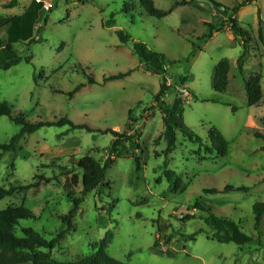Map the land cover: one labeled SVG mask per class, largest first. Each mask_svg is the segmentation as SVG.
Masks as SVG:
<instances>
[{
  "label": "rangeland",
  "instance_id": "374dc122",
  "mask_svg": "<svg viewBox=\"0 0 264 264\" xmlns=\"http://www.w3.org/2000/svg\"><path fill=\"white\" fill-rule=\"evenodd\" d=\"M15 1L12 6V0H0V19L20 15L32 0ZM153 1L156 9L169 13L160 19L149 17L139 0H53V8L41 12L34 31L42 42L13 44L18 56H30L31 61L0 70V103L11 106V116L21 113L30 123L67 118L93 131L44 126L21 139L15 152L0 151V188L28 185L37 175L50 179L38 189L0 200V211L23 204L35 218L21 221L22 227L33 228L46 239L63 231L60 217L72 208L67 193L80 198V182H70L73 173L79 181L77 161L90 156L103 163L113 137L97 131L125 133L130 123L144 165L137 170L133 158L117 159L107 170L103 186L83 198L73 230L44 253L56 261L75 262L96 254V245L111 231L106 254L123 264H264V214L259 232L253 214L254 205H264V139L255 137L264 135V105L249 107L244 90L249 77L259 74L264 100V41L259 37L260 29L264 38V0L241 7L236 16L238 25L252 37L242 73L237 69L241 43L229 27L199 39L208 34L207 25L227 19L223 7L230 9L245 0H214L222 8L208 0ZM112 18L114 25L108 26ZM5 29L0 26V40L5 39ZM118 31L129 35L125 45L120 44ZM134 42L164 55L165 75L140 64L132 52ZM223 58L230 64L229 85L218 95L213 90V72ZM128 71L123 79L104 82ZM183 77L187 80L181 84ZM89 78L93 84H88ZM164 79L169 90L164 101L174 110L183 105L176 142L167 158L164 151L170 136L153 101ZM78 84L85 86L69 97ZM181 89L190 94L188 104L180 97ZM213 98L228 105L203 101ZM129 110L133 111L130 120ZM210 127L225 138V157L197 156L198 145L181 132L206 138ZM19 130L9 117H0V144L8 143ZM166 169L176 171L183 192L168 190ZM225 185L249 190L204 193L205 189L221 191ZM198 197L211 214L239 223L253 243L238 246L213 240V232L200 217L206 213L195 211V219H186L183 215Z\"/></svg>",
  "mask_w": 264,
  "mask_h": 264
},
{
  "label": "trees",
  "instance_id": "16d2710c",
  "mask_svg": "<svg viewBox=\"0 0 264 264\" xmlns=\"http://www.w3.org/2000/svg\"><path fill=\"white\" fill-rule=\"evenodd\" d=\"M215 7H221L214 0H208ZM257 0H245L241 4L236 5L233 8L227 9L223 7V12L227 16V19L221 21L216 25L209 24V32L207 35L201 37V41L209 39L214 33L223 31L226 27H229V31L233 36L239 37L242 54L237 60V69L240 73L243 71L245 57L247 55V45L251 41L252 37L246 31L238 25L236 20L237 13L241 7L247 6ZM185 2L182 1L181 4ZM176 4H178L176 2ZM16 5V1L12 0V6ZM140 8L152 18L160 19L165 17L169 12H164L156 9L153 0H139ZM42 5L32 0L24 11L17 16L11 18L0 19V26L5 27V39L0 40V70H8L9 68L20 64L21 62L30 63L31 57L25 56L20 57L12 47L13 44H27V46L33 44H39L42 39L38 36H34L36 25L39 22L40 15L42 12ZM51 11V10H50ZM46 19H44V24ZM108 26L114 25L113 18L107 22ZM117 36L121 45H125L129 41V35L124 31H118ZM259 37H262L261 30L259 29ZM132 52L140 61V64L147 70L157 72L161 75L166 74V60L163 54L149 50L146 45L142 42H134L132 46ZM229 61L225 58L219 60L214 68L213 76V90L216 94H223L229 85ZM131 71L123 74L112 75L104 79V82L123 79L128 76ZM187 80L186 77L180 79L181 84ZM261 77L259 74H254L244 84L245 95L247 99V105L249 107H257L261 104L264 105V100L260 86ZM94 80L89 78L88 84H93ZM85 84H78L73 91L68 93L69 97H72L75 93L80 91ZM169 92L165 86V79L160 83L159 91L154 95L153 101L159 108L160 113L164 116L163 121L167 124V133L170 136V141L167 148L164 151V155L167 158V154L172 150L176 142V130L179 129L177 121L182 118L183 105L178 104V107L174 110L168 105L164 98ZM211 103H221L228 105L226 102H221L217 98L203 100ZM180 102V100H179ZM232 111H235L232 108ZM132 110L128 111V120L132 117ZM9 117L10 121L20 126L19 132L14 135L8 143L0 144L1 152H15L16 148L21 139L28 136L41 127L44 126H64L69 125L71 129H84L88 132L93 130L84 125H74L69 119H60L54 123H30L23 114L19 113L16 116H11V106L6 102L0 103V117ZM169 120V121H168ZM264 124V115L261 119ZM125 133H119L113 130L97 131L102 134H111L113 137L112 143L107 148V157L103 163L96 162L90 156L81 157L75 168L80 172V178L78 181V175L72 174L70 182L74 185L80 182L81 192L80 198H72L71 193H67L68 198L72 203V208L67 215L61 216L60 220L65 225V229L51 239H46L42 234L30 227H22L21 221L34 219L32 212L27 209L23 204L12 205L4 210L0 211V264H123L113 258H110L106 254L108 245L112 242L113 235L111 231H107L104 238L96 245L98 248L96 254L85 256L75 262H61L51 259L44 251L53 250L59 241L68 233L73 230V219L75 214L79 211V207L83 201V198L91 191L96 188L102 187L105 183V175L107 170L115 163L117 159L122 158H133L137 170L144 165L142 162L143 150L141 145L138 143V139L135 138V133H131L132 127L130 123L126 124ZM183 136L191 143L198 145L196 152L197 156L205 155L206 159L208 156L216 155V157H225L227 154V142L223 135L214 127H210L206 138L198 136L193 131H184L181 129ZM255 137L263 138L264 135L256 134ZM264 150V147L261 148ZM164 166H167V161L164 162ZM164 178L168 182V190L173 194L181 193L185 190L182 185L181 178L177 175L176 171L166 169L163 173ZM50 179L45 178L42 175H37L34 182L22 186V185H11L8 188H0V200L6 197H13L14 195L26 192L31 189H38L42 183H49ZM68 182V183H70ZM68 183L65 186H68ZM108 187V185H105ZM248 188L240 186L234 187L232 185H225L221 191L216 189H205L206 194H218L228 192H248ZM114 205V202H112ZM195 211L206 213V216H200L205 226L213 232V240L220 243H233L238 246L253 243L254 239L244 234L240 228L239 223H235L233 220L215 216L211 214L209 207L203 205L201 198L198 197L194 203L187 208L186 213L183 215L188 220L196 218ZM254 214V228L256 231L261 229V218L264 214V205L256 204L253 207ZM197 234L191 235V238H195ZM170 238L166 239L165 242L168 244ZM158 246V242H154V247Z\"/></svg>",
  "mask_w": 264,
  "mask_h": 264
},
{
  "label": "built area",
  "instance_id": "2783aa9c",
  "mask_svg": "<svg viewBox=\"0 0 264 264\" xmlns=\"http://www.w3.org/2000/svg\"><path fill=\"white\" fill-rule=\"evenodd\" d=\"M35 2L42 5L41 8L42 12H49L53 8V0H35ZM180 91H181L180 97L182 101L188 104L190 94L185 89L184 90L181 89Z\"/></svg>",
  "mask_w": 264,
  "mask_h": 264
},
{
  "label": "crops",
  "instance_id": "0c3cea01",
  "mask_svg": "<svg viewBox=\"0 0 264 264\" xmlns=\"http://www.w3.org/2000/svg\"><path fill=\"white\" fill-rule=\"evenodd\" d=\"M214 73V72H213Z\"/></svg>",
  "mask_w": 264,
  "mask_h": 264
}]
</instances>
